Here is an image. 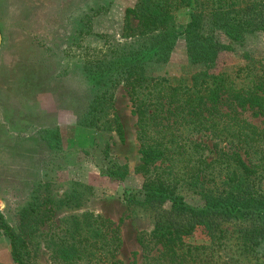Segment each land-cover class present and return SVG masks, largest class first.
<instances>
[{"label": "rangeland", "instance_id": "1", "mask_svg": "<svg viewBox=\"0 0 264 264\" xmlns=\"http://www.w3.org/2000/svg\"><path fill=\"white\" fill-rule=\"evenodd\" d=\"M136 3L0 0V211L27 239V264H59L55 251L62 244L61 229L86 213L115 223L122 219L123 264L140 260L133 256L140 253L137 238L154 228L152 211L141 203L142 178L135 171L141 158L136 117L126 87L107 85L109 50L146 37L133 18L130 28L125 27V10ZM192 10L176 11L174 25H185ZM216 35L222 48L210 74L234 77L249 60L256 68L264 66V31L246 34L232 45L222 31ZM203 70L189 62L183 38L167 63L146 65L148 76L171 84L190 83ZM95 98L104 106L93 110L99 106ZM241 118L261 135L253 148L258 157L257 151L264 149V117L246 112ZM186 133L189 141L201 139L208 147L217 141L209 132L201 138ZM111 162L125 169V179L103 173ZM186 200L197 204L189 195ZM185 241L208 244L209 236L199 226ZM0 264H15L1 231Z\"/></svg>", "mask_w": 264, "mask_h": 264}, {"label": "trees", "instance_id": "2", "mask_svg": "<svg viewBox=\"0 0 264 264\" xmlns=\"http://www.w3.org/2000/svg\"><path fill=\"white\" fill-rule=\"evenodd\" d=\"M188 7L189 21L175 26V12ZM125 16V27L133 18L146 37L109 50L107 85L126 87L141 155L135 169L141 203L154 218L152 232L137 238L140 253L133 256L140 260L129 264H264V149L255 157L261 135L241 118L246 112L264 117V66L249 60L234 77L209 73L222 48L217 31L231 45L264 31V0H137ZM179 38L189 62L204 70L190 83L148 76L146 65L167 63ZM94 101L99 106L93 110L104 106L101 98ZM115 130L123 142L122 126ZM186 132L200 138L209 132L217 141L208 147L201 139L189 141ZM103 173L118 180L127 175L113 162ZM121 223L91 213L67 220L58 263L123 264ZM199 226L209 243L186 242ZM0 231L13 262L27 264V239L1 211Z\"/></svg>", "mask_w": 264, "mask_h": 264}, {"label": "water", "instance_id": "3", "mask_svg": "<svg viewBox=\"0 0 264 264\" xmlns=\"http://www.w3.org/2000/svg\"><path fill=\"white\" fill-rule=\"evenodd\" d=\"M0 42H1V35H0Z\"/></svg>", "mask_w": 264, "mask_h": 264}]
</instances>
